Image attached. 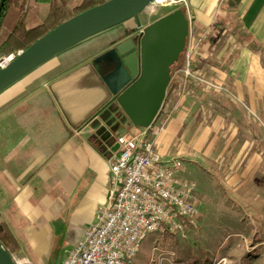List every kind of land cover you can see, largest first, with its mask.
<instances>
[{"label":"crops","instance_id":"1","mask_svg":"<svg viewBox=\"0 0 264 264\" xmlns=\"http://www.w3.org/2000/svg\"><path fill=\"white\" fill-rule=\"evenodd\" d=\"M227 1L187 0L193 77L174 75L173 102L166 94L155 120L163 128L153 140L161 155L200 164L211 190L213 178L222 176L231 191L251 184L264 192V0H238L233 7ZM140 23L145 27L149 19ZM120 24L122 36L83 59L74 57L92 47L90 39L0 90V222L17 243L14 255L32 264H54L61 246H68L65 258L82 239L108 195L115 138L135 128L92 64L140 28L134 16ZM185 163L182 175L190 180ZM71 203L88 217L85 230L68 226L72 211L64 209ZM256 222L264 224V215ZM257 234L260 251L261 226Z\"/></svg>","mask_w":264,"mask_h":264},{"label":"built area","instance_id":"2","mask_svg":"<svg viewBox=\"0 0 264 264\" xmlns=\"http://www.w3.org/2000/svg\"><path fill=\"white\" fill-rule=\"evenodd\" d=\"M174 4L187 12V0H153L142 13L149 19L156 8ZM142 29L140 26L137 33ZM195 48L188 36L181 64L171 73V80L176 74L193 77ZM13 57H0V68ZM156 118L145 127L116 136V150L108 160L106 201L62 264H128L150 234L180 231L199 215L200 197L195 183L182 175L183 160L163 156L156 149L153 137L163 128L155 123ZM13 260L15 264H32L16 255Z\"/></svg>","mask_w":264,"mask_h":264},{"label":"water","instance_id":"3","mask_svg":"<svg viewBox=\"0 0 264 264\" xmlns=\"http://www.w3.org/2000/svg\"><path fill=\"white\" fill-rule=\"evenodd\" d=\"M153 0H107L59 24L0 68V90L66 48L124 19L134 16ZM190 21L177 8L143 27L134 38H126L92 60V64L114 53L118 67L115 87L102 78L116 105L134 127H145L159 113L171 82V66L183 53ZM0 264H15L13 255L0 242Z\"/></svg>","mask_w":264,"mask_h":264},{"label":"rangeland","instance_id":"4","mask_svg":"<svg viewBox=\"0 0 264 264\" xmlns=\"http://www.w3.org/2000/svg\"><path fill=\"white\" fill-rule=\"evenodd\" d=\"M43 5L45 4L37 3L34 7L39 18L45 14ZM177 8L179 6L175 4L156 8L157 12L150 16L149 23ZM138 17L142 23H145L147 17L141 11ZM123 34L119 22L88 36L81 41L90 39L88 41H92V47L77 52L74 60L83 59L96 48L108 45ZM117 43L119 42H113L107 48ZM182 57L183 54L180 55L179 63L173 67V70L181 64ZM168 88L167 97L173 102L171 83ZM119 121L128 124L124 116ZM199 165L193 162L185 163V169L193 172L191 176L189 175V179L196 184L202 202L199 205V215L186 222L180 231L150 234L128 264H264V249L258 251L254 248L258 243L255 237L258 236L259 226L264 230V224L259 225L256 222L257 215H264V192H254L252 187L249 189L251 184L246 186L248 191H231L222 184V176L213 178V190H211L206 177L207 172ZM74 208V204L71 203L64 211H72L73 220L68 226L73 227V233H76L78 230L86 229L89 219L77 213ZM154 246L156 250H153ZM67 248L65 244L58 249L57 255L53 256L54 264L61 263Z\"/></svg>","mask_w":264,"mask_h":264},{"label":"trees","instance_id":"5","mask_svg":"<svg viewBox=\"0 0 264 264\" xmlns=\"http://www.w3.org/2000/svg\"><path fill=\"white\" fill-rule=\"evenodd\" d=\"M106 1L32 0L33 3L30 4V0H0V57L25 50L59 24ZM237 2L238 0H228L226 5L233 7ZM37 3H46L49 6V11L43 18H39L34 10ZM178 63L179 60L174 66ZM97 72L101 76L98 70ZM0 242L12 255L17 251L15 239L1 222Z\"/></svg>","mask_w":264,"mask_h":264},{"label":"flooded vegetation","instance_id":"6","mask_svg":"<svg viewBox=\"0 0 264 264\" xmlns=\"http://www.w3.org/2000/svg\"><path fill=\"white\" fill-rule=\"evenodd\" d=\"M138 34L139 33L135 32V33H132L131 35L127 36L126 38H129V37L134 38ZM126 38H124V39H126ZM123 40H121V41H123ZM113 47H111L110 49H112ZM110 49H108V50H110ZM179 59H180V57H179ZM94 65L97 68V70L99 71V73L101 74L102 78H108L107 81L115 87L119 86V81H115L114 78L110 77V76H112L113 72L118 67V60H117V57L114 55V53L111 52V53L107 54L106 57L95 62ZM173 67H175V66L174 65L171 66V73L173 71ZM166 94H167V92H166Z\"/></svg>","mask_w":264,"mask_h":264},{"label":"bare ground","instance_id":"7","mask_svg":"<svg viewBox=\"0 0 264 264\" xmlns=\"http://www.w3.org/2000/svg\"><path fill=\"white\" fill-rule=\"evenodd\" d=\"M159 3H163L164 2V0H157Z\"/></svg>","mask_w":264,"mask_h":264}]
</instances>
